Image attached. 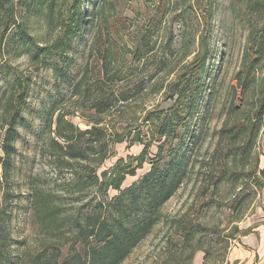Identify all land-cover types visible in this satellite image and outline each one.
<instances>
[{
  "label": "rangeland",
  "instance_id": "1",
  "mask_svg": "<svg viewBox=\"0 0 264 264\" xmlns=\"http://www.w3.org/2000/svg\"><path fill=\"white\" fill-rule=\"evenodd\" d=\"M253 1L86 0L85 7L90 10L97 5L104 7V16L93 18L82 36L75 39L68 56H52L49 66L45 65L43 58L34 60L29 46L15 47L8 42L18 24L11 32L3 34L0 20V94L10 88L14 72L31 79L16 141L12 176L8 184L0 185V206L3 187H10L16 196L11 210V231L18 243L14 247L16 257L24 252L34 254L46 243L30 208L33 188L37 184L56 188L71 177L67 169L58 171V162L46 147L53 102L59 107L54 121L62 113L66 120L86 129L99 116L92 108L93 93L75 95L72 92V85L84 74H87L85 86H90L102 77L100 70L113 68V74L126 68L128 76L115 79L119 82L116 85L119 89L132 86L139 76L153 75L152 87L146 92L129 105L118 106L112 113L102 116V125L107 122L110 126L118 125V121L123 120L140 129L148 125L143 124L144 116L161 104L169 85L178 80L179 75L192 73L195 69H182V66L194 64L196 56L201 55L205 47L210 50L205 67L211 70L210 77L216 75V91L202 116V135L190 149L188 177L164 205L162 221L123 264H225L229 249L240 241V237L264 223V189L260 188L264 185V176L257 172L264 167L263 140L258 139L252 153L248 139L227 137L221 144L219 142L220 129L226 123L232 126L238 119V114L230 115L229 108L238 92L235 91L236 72L243 68L246 53H254L255 41L250 32H262L264 24V9H255ZM42 4L32 6L30 11V7L22 3L13 10L19 24L27 26L37 49L61 41L64 28L60 14L64 10L66 18L68 12L66 0H58V14L50 20L44 15L45 4ZM144 35L152 36L150 45L153 49L138 62L134 52ZM169 43L174 50L168 49ZM108 45L113 53L111 64L106 66L104 55ZM184 54L189 56L183 60ZM68 68L70 77H65L63 73ZM171 68H175V73L167 75ZM256 68L258 72L264 71V59ZM170 105L172 101L163 102L161 108ZM129 132L126 135L130 139ZM143 149L144 145L132 144L129 140L118 143L114 146V155L99 171L111 168L120 159L133 160ZM157 151L155 143L150 147L149 158ZM149 162L138 169L135 176H127L122 187L131 185L148 172L151 168ZM223 171L228 172V177L221 183L217 178ZM115 194L116 191H110V196ZM69 197L72 204L86 199L85 191Z\"/></svg>",
  "mask_w": 264,
  "mask_h": 264
},
{
  "label": "trees",
  "instance_id": "2",
  "mask_svg": "<svg viewBox=\"0 0 264 264\" xmlns=\"http://www.w3.org/2000/svg\"><path fill=\"white\" fill-rule=\"evenodd\" d=\"M57 2L58 0H0L3 34L11 32L18 24L8 42L15 47L29 46L32 58L36 61L43 58L47 66L50 65L52 56H68L75 39L82 36L93 18L105 14L104 7L100 5L90 10L85 7L86 0H66L67 17L63 15L64 10L60 14L64 36L58 43L37 49L27 26L19 24L13 10L17 5L25 3L31 11L32 6L43 3L44 15L52 20L58 14ZM252 5L255 9L262 10L264 0H254ZM261 31L251 30L250 37L255 41L254 53H246L243 68L236 72L235 91L238 92L231 101L229 113L238 114V119L232 126L226 123L219 131L220 144L227 137L248 139L250 153L260 137L264 143V71L258 72L256 68L264 59V24ZM151 38L152 36L144 35L137 44L134 58L138 62L152 51ZM168 49L174 50L171 43L168 44ZM112 53L108 45L104 55L106 66L107 63L111 64ZM209 55L210 50L205 47L201 55L196 56L194 64L182 66V69H195L192 73L179 75L178 80L169 85L161 104L172 101V105L167 108H161V104L156 105L143 118V124L148 125L140 129L123 120L118 121V125L110 126L109 122L102 125V116L112 113L118 106L129 105L137 96L146 92L152 87L150 83L154 79L153 75L139 76L132 86L119 89L116 88L119 83L117 80L128 76L126 68L113 74V68H104L103 72L100 70L102 77L94 80L95 84L90 86H85L87 74H84L72 85V92L75 95L93 93L92 108L99 116L86 129L66 120L62 113L54 121L59 107L57 102H53L47 124L49 138L46 147L58 162V171L67 169L71 177L56 188L39 184L33 188L30 208L46 243L34 254L24 252L17 257L14 247L18 243L14 241L11 231V210L16 196L10 187H3L0 206V264H123L162 221L164 205L186 182L190 149L202 135V116L216 91V75L210 77L211 70L205 67ZM188 56L189 54H184L183 60ZM174 71L175 68H171L167 75ZM69 74L70 68L63 73L65 77H70ZM30 82L31 79L22 78L14 72L10 88L0 94V148L3 153L0 156V185L3 186L9 183L15 165L16 141L29 97ZM240 115L243 117L240 118ZM127 131H130L132 138L127 137ZM128 140L132 144L144 145L141 154L133 160L120 159L111 168L99 171L104 162L114 155V146ZM155 143L158 151L149 158L150 147ZM148 160L151 163L149 171L123 188L127 176H135L137 170ZM257 172L264 176V167ZM250 173L254 176L253 172ZM227 177L228 172L223 171L218 175L217 181L222 183ZM257 184L259 185L258 182ZM260 188L264 189V185H260ZM112 190L117 194L110 196ZM83 191L86 196L84 202L69 203V199H72L70 194Z\"/></svg>",
  "mask_w": 264,
  "mask_h": 264
},
{
  "label": "crops",
  "instance_id": "3",
  "mask_svg": "<svg viewBox=\"0 0 264 264\" xmlns=\"http://www.w3.org/2000/svg\"><path fill=\"white\" fill-rule=\"evenodd\" d=\"M225 264H264V223L240 237L229 249Z\"/></svg>",
  "mask_w": 264,
  "mask_h": 264
}]
</instances>
